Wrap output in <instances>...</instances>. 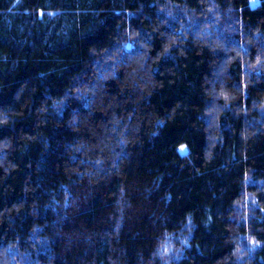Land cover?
<instances>
[{
	"label": "trees",
	"instance_id": "trees-1",
	"mask_svg": "<svg viewBox=\"0 0 264 264\" xmlns=\"http://www.w3.org/2000/svg\"><path fill=\"white\" fill-rule=\"evenodd\" d=\"M0 264H264V0H0Z\"/></svg>",
	"mask_w": 264,
	"mask_h": 264
}]
</instances>
